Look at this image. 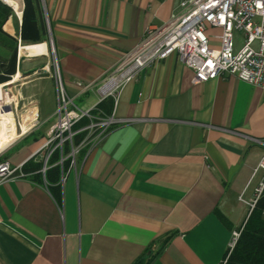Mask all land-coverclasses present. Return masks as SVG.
<instances>
[{
    "label": "crops",
    "instance_id": "0c3cea01",
    "mask_svg": "<svg viewBox=\"0 0 264 264\" xmlns=\"http://www.w3.org/2000/svg\"><path fill=\"white\" fill-rule=\"evenodd\" d=\"M180 1L44 0L74 102L90 93L82 108L89 109L108 96L100 84ZM22 13L7 20V32L20 31ZM53 68L47 40L20 43L16 73L0 83L18 134L0 156L13 166L31 157L45 166L40 150L57 120ZM194 78L174 52L126 81L113 112L134 120L79 150L76 166L65 177L61 170L60 202L46 170L43 183L28 175L0 180V264H221L250 211L239 196L253 200L264 177L256 171L264 146L254 141L264 137V88L233 75ZM2 108L0 92V141Z\"/></svg>",
    "mask_w": 264,
    "mask_h": 264
},
{
    "label": "built area",
    "instance_id": "2783aa9c",
    "mask_svg": "<svg viewBox=\"0 0 264 264\" xmlns=\"http://www.w3.org/2000/svg\"><path fill=\"white\" fill-rule=\"evenodd\" d=\"M1 1L8 4L16 15H21L24 0H17L21 5L20 13L16 5L8 0ZM40 3L50 31L45 2L40 0ZM208 26L220 28V33L208 35ZM236 32L241 33V40L236 39ZM213 38L218 39V45L211 42ZM174 52L194 70V80L197 82L233 75L264 88V0H181L168 21L159 27L147 29L138 45L119 61L114 71L100 84L99 91L103 95H116L140 69ZM54 61L52 74L58 97L57 120L40 150L46 153L43 171L55 150L61 153L58 163L62 166L63 161L68 159L69 167L73 168L81 148L96 146L115 125L134 120L119 118L114 112L102 115L100 111H95L96 106L89 109L78 107L67 93L56 58ZM84 118L88 120L87 123L75 127ZM80 134L84 135L77 142L76 138ZM254 141L264 146V137L254 138ZM259 169L264 170V155L256 171ZM64 172L62 169V177H65ZM17 176H26L20 166H13L8 160L0 161V180ZM263 188L264 177L253 200L244 199L243 194L239 197L248 203L251 210ZM240 232V228L233 230L221 264L226 263Z\"/></svg>",
    "mask_w": 264,
    "mask_h": 264
},
{
    "label": "trees",
    "instance_id": "16d2710c",
    "mask_svg": "<svg viewBox=\"0 0 264 264\" xmlns=\"http://www.w3.org/2000/svg\"><path fill=\"white\" fill-rule=\"evenodd\" d=\"M15 15L13 9L0 0V83L10 80L16 73L20 43H38L45 41L48 36L40 0H24L20 31L16 35H12L4 29V26L9 30L8 25L10 22L7 24L6 22ZM114 105L115 96L108 95L96 105L95 111H100L102 115H110L113 112ZM87 121L84 118L75 127H79L87 123ZM83 135L77 136V142ZM67 148L65 151L68 150ZM59 159L60 151L55 150L49 160L51 166L45 171L46 179L56 184V186H51V190L58 202L61 201L59 184L61 170H65L70 162L66 159L61 166V164L57 163ZM2 160L4 159L0 156V161ZM42 169L43 160L35 157H31L21 166V170L38 183H43L44 181ZM240 229L238 240L229 253L225 264H264V188ZM150 260L141 258L136 264H150Z\"/></svg>",
    "mask_w": 264,
    "mask_h": 264
},
{
    "label": "bare ground",
    "instance_id": "6f19581e",
    "mask_svg": "<svg viewBox=\"0 0 264 264\" xmlns=\"http://www.w3.org/2000/svg\"><path fill=\"white\" fill-rule=\"evenodd\" d=\"M8 1H9V3L16 5L19 13L21 12V9H20L21 5H20L19 1H17V0H8ZM19 74H20V72H19ZM17 78L18 77L16 76V79ZM0 92H1L2 97H3V106L4 105H10L9 100L6 98L7 95H5V92L3 91L2 85H0ZM4 113L6 116L7 128L4 130L3 134L1 135L2 139L0 141V150L3 149L7 144H9L11 141H13L18 136L17 131H16V118L14 116L12 109L8 110V111L4 110ZM31 119H32L31 116L29 118L25 119L26 126L29 124Z\"/></svg>",
    "mask_w": 264,
    "mask_h": 264
},
{
    "label": "rangeland",
    "instance_id": "374dc122",
    "mask_svg": "<svg viewBox=\"0 0 264 264\" xmlns=\"http://www.w3.org/2000/svg\"><path fill=\"white\" fill-rule=\"evenodd\" d=\"M8 29L11 31L12 30V27H11V25L9 24L8 25ZM206 33L208 34V35H217V34H219L220 33V29L218 28V27H214V26H209V27H207V29H206ZM235 37H236V39H238V40H241L242 39V35H241V33L240 32H236L235 33ZM48 42H49V45H50V54H51V57L53 58V64L55 63V53H54V51H53V43H52V39H51V37H50V35H48L47 36V39H46ZM38 43H41V42H38ZM33 44V43H32ZM54 67H55V64H54ZM52 72H53V70H52ZM47 93H48V90H47ZM53 95V94H52ZM8 96V95H7ZM54 98H55V96H54ZM92 98H93V95L92 94H86V95H84L82 98H80V99H75V104L78 106V107H80V108H84L91 100H92ZM20 112H21V108H20V106H19V109H18V113L20 114Z\"/></svg>",
    "mask_w": 264,
    "mask_h": 264
},
{
    "label": "water",
    "instance_id": "95a60500",
    "mask_svg": "<svg viewBox=\"0 0 264 264\" xmlns=\"http://www.w3.org/2000/svg\"><path fill=\"white\" fill-rule=\"evenodd\" d=\"M2 109L5 111H8V110H11L12 107L10 105H4Z\"/></svg>",
    "mask_w": 264,
    "mask_h": 264
}]
</instances>
